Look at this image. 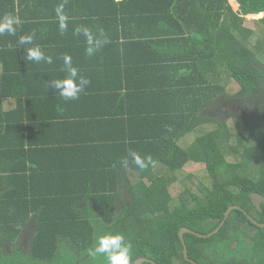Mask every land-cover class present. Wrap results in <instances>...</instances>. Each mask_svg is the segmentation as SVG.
I'll list each match as a JSON object with an SVG mask.
<instances>
[{"label": "trees", "instance_id": "obj_1", "mask_svg": "<svg viewBox=\"0 0 264 264\" xmlns=\"http://www.w3.org/2000/svg\"><path fill=\"white\" fill-rule=\"evenodd\" d=\"M236 1L239 11L229 0H0V17L22 22L16 35H0V241L11 249L0 264H105L95 253L105 232L132 244L133 264H191L183 228L212 233L233 205L264 223V204L259 211L251 199L264 196V30L244 25L264 13V0ZM77 28L90 31L93 48L107 42L88 55ZM32 32L33 45H20ZM34 45L52 63L29 61ZM72 68L89 83L65 99L51 81ZM34 103L61 107L45 121L55 131L61 123L63 136L40 151L27 147L24 125ZM223 108L244 116L228 127ZM132 151L155 166L140 170ZM188 163L205 165L210 187L189 182ZM119 186L128 203L119 204ZM28 226L22 254L13 248ZM185 241L201 264H264V228L240 210L213 237Z\"/></svg>", "mask_w": 264, "mask_h": 264}, {"label": "clouds", "instance_id": "obj_2", "mask_svg": "<svg viewBox=\"0 0 264 264\" xmlns=\"http://www.w3.org/2000/svg\"><path fill=\"white\" fill-rule=\"evenodd\" d=\"M57 17L60 22V29L63 32L66 27L67 16L64 13V4H60L55 9ZM19 17L8 13L0 17V35L8 33L9 35H16L18 27L21 25ZM83 31L84 35L87 37V43L89 47L87 48L88 55H92L94 51L101 46L102 43H106L107 40H95L96 47L93 48L91 45L94 43L92 34L87 28H77L76 32L79 33ZM103 35V33H101ZM35 37V32L30 34L21 35L19 37L20 45H33ZM11 46V45H9ZM27 59L29 61H45L47 63H52V58L50 56H45L38 45L28 47ZM64 64L68 65L71 63V57L65 55L63 57ZM77 70L75 68L71 69V76L65 79H55L51 81L53 89H59V94L65 99H76L78 94L84 89V87L89 83L87 79L81 77L79 83L76 82ZM132 162L140 169L146 170L149 166H155L156 161L151 155L142 158L138 153L132 151L129 153ZM129 160L124 158L121 160V165L125 168L128 167ZM132 244L126 242L125 238L121 234H113L111 232H105L97 238L95 253L103 254L106 257L105 264H133V259L131 255ZM94 253V254H95Z\"/></svg>", "mask_w": 264, "mask_h": 264}, {"label": "rangeland", "instance_id": "obj_3", "mask_svg": "<svg viewBox=\"0 0 264 264\" xmlns=\"http://www.w3.org/2000/svg\"><path fill=\"white\" fill-rule=\"evenodd\" d=\"M232 4H234V11H239V4L237 3L236 0H231ZM264 18V13H262L261 15H257V16H247L246 17V21H245V26L247 28H250L252 30H256L257 33L260 35V33L263 32L264 30V23L261 21V19ZM216 108V107H214ZM240 116H244L243 112L240 109H230V108H223L220 111V117H221V121L226 123V125L228 127H233L234 126V119ZM194 140V136H188L186 138V141L188 143H192V141ZM228 162H234L235 160L233 158H228L227 160ZM184 172L186 174H191L193 176V181H189L190 183H196V185L198 184H204L206 186H211V179L208 176V172L206 170V167L204 164H196V163H188L185 167H184ZM167 178H169L170 180L173 179L172 175L170 174H166ZM194 186V185H193ZM124 203L127 202V199L124 197L123 198ZM251 229L250 227H245V230L247 231H251L249 230ZM32 235V231H24L23 234L21 235L20 239L18 240V242L16 243L15 247L13 248L14 250H17L18 252L25 254L28 251L29 248V243H30V238Z\"/></svg>", "mask_w": 264, "mask_h": 264}, {"label": "crops", "instance_id": "obj_4", "mask_svg": "<svg viewBox=\"0 0 264 264\" xmlns=\"http://www.w3.org/2000/svg\"><path fill=\"white\" fill-rule=\"evenodd\" d=\"M229 3L232 6V8H234V4H232L231 0H229ZM239 8H240V5H239ZM250 16H257V15H250ZM101 105H104V104H101ZM37 106L38 105L36 103H34L31 106L32 108L29 109V111H28L29 113H31L30 114V116L32 117V118H30L31 121H29V120H27L26 122L24 121V125L30 126L32 128L30 133L26 132V135L27 134L31 135V139L33 142V143H28L27 147H32L35 151H40V149H43V147L45 146V145H43L44 142H48L49 144H51L52 142H55L57 134L59 135V138H62L63 133H62V128H61V123H57V130L55 131L52 127V124H54V123L45 121L46 115L49 116L50 113H52L53 116H55L56 115L55 109H61V107H57V106L53 107V106H51L50 103H48V104H46L47 108L41 107L39 110H37ZM73 108H75V107H73ZM25 140H26V138H25ZM49 147H51V146H49ZM1 150H2V147H0V151ZM122 189L123 188H121V186H119V194H120L119 195V201H120L119 204H121V200L124 203V200H123L124 197L127 199L126 203L129 202V200H128L129 198H128L127 193L124 192ZM90 204L91 203H89V202H85V204H82V206H84V205L88 206V208H87L88 211H94L89 206ZM29 230H30V226H28L25 231H29ZM6 249L8 250V252ZM3 250L7 254L11 253V249H10L9 245L5 242L0 241V256L2 255Z\"/></svg>", "mask_w": 264, "mask_h": 264}, {"label": "water", "instance_id": "obj_5", "mask_svg": "<svg viewBox=\"0 0 264 264\" xmlns=\"http://www.w3.org/2000/svg\"><path fill=\"white\" fill-rule=\"evenodd\" d=\"M251 199H252V202L253 204L255 205V207L259 210V211H262V204H264V196L259 194V193H253L251 195ZM235 210H240L242 212H244L249 220L257 227L259 228H264V223H259L256 219H254L246 210H244L242 207L240 206H237V205H233V206H230L228 208V210L226 211L225 213V216H224V219L223 221L221 222L220 226L215 230L213 231L212 233H209V234H201V233H198L196 231H193V230H190L188 228H183L180 233H179V236H180V239L182 241V244H183V247H184V253H183V256L185 258V260L191 264H201V263H198L194 260H192L190 257H189V250H188V246L186 244V241H185V234L186 233H190V234H193L199 238H203V239H207V238H210V237H213L214 235L218 234L219 231L221 230V228L225 225L226 221L228 220L230 214L235 211ZM250 241V240H249ZM234 247H237V243L234 245ZM7 250V249H6ZM8 252V250H7ZM145 262H150L152 264H157L155 261L151 260V259H148V258H140L138 260L135 261V264H143Z\"/></svg>", "mask_w": 264, "mask_h": 264}]
</instances>
